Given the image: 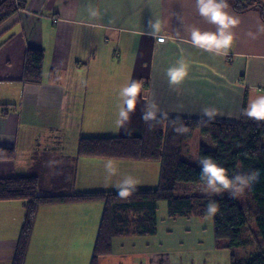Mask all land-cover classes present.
Here are the masks:
<instances>
[{"label": "crops", "instance_id": "obj_1", "mask_svg": "<svg viewBox=\"0 0 264 264\" xmlns=\"http://www.w3.org/2000/svg\"><path fill=\"white\" fill-rule=\"evenodd\" d=\"M19 2L24 7L0 24V146L13 151L0 158V177L36 176L40 193L116 190L129 175L137 188L155 187L158 161L77 153L82 137L140 134L146 102H155L159 116L207 119L203 109L208 108L215 110L214 120H236L250 98L264 95V31L258 30L264 8L237 11L228 0L227 11L239 24L232 29V47L219 56L189 42L186 29L215 31L197 14L194 0ZM150 21L159 23L163 43L147 34ZM30 49L42 53L38 82L24 76ZM181 58L187 75L170 86L166 70ZM131 79L141 90L129 121L120 127L118 93ZM108 159L115 162V175L105 170ZM24 204L0 200V264H12ZM102 207L100 200L40 205L23 264H89ZM115 239L98 264H206L205 248L193 262L188 254L130 251L120 241L114 248Z\"/></svg>", "mask_w": 264, "mask_h": 264}, {"label": "trees", "instance_id": "obj_2", "mask_svg": "<svg viewBox=\"0 0 264 264\" xmlns=\"http://www.w3.org/2000/svg\"><path fill=\"white\" fill-rule=\"evenodd\" d=\"M237 11L252 7L264 8V0H232ZM24 7L19 0H0V24ZM42 53L30 49L24 76L34 82L40 79ZM167 117L143 122L138 135L90 136L79 139L77 153L84 156L155 160L159 163L155 187L137 188L127 199L117 190H94L72 194L38 192V178L30 174L0 177V200H24V219L18 236L12 264H23L37 208L62 202H103L96 239L89 264H98V257L111 252L112 238L125 235H152L156 231L158 202L165 201L169 217L197 216L212 218L214 247L233 249L254 244L249 255L230 254V264H264V121L257 123L242 115L236 120ZM181 124L188 131L174 129ZM197 129L202 136L197 146V159L211 156L224 167L229 177L239 173L259 172L258 180L245 189L246 203L230 195H208L202 191L200 166L185 159L182 142ZM13 155L11 148L0 146V158ZM70 175H68V178ZM188 183V185H185ZM210 203L217 206L214 215L207 213ZM253 223L250 227L249 222Z\"/></svg>", "mask_w": 264, "mask_h": 264}, {"label": "clouds", "instance_id": "obj_3", "mask_svg": "<svg viewBox=\"0 0 264 264\" xmlns=\"http://www.w3.org/2000/svg\"><path fill=\"white\" fill-rule=\"evenodd\" d=\"M197 14L206 22L215 25V31H201L197 27L186 29L190 37V43L203 51L214 55H227L229 49L233 45L234 33L232 31L239 24V18L230 14L228 0H194ZM90 15H97L95 10L90 11ZM150 31L148 35L154 37L157 43H163V38L158 35L160 31L159 23L149 22ZM264 31V26L258 29ZM169 85H178L187 75V65L181 58L176 64L170 66L166 70ZM141 90V83L136 79H131L123 86L118 95L122 101L119 105L117 113V125L123 127L130 118V114L135 110L137 97ZM159 109L155 102H146L142 111V120L148 124L149 129L152 125L150 121L157 120ZM216 113L214 109H203V117L207 119L203 123H207L214 119ZM242 115L256 121L257 123L264 121V95H257L250 98L246 106L242 109ZM162 119L167 118V113H160ZM179 119V117H177ZM177 133L183 134L188 131L187 126L181 124L180 127L174 129ZM200 166V179L203 182L202 191L208 195H219L227 191L230 197L243 195L245 189H250L252 184L259 178L258 171L249 173H239L229 177L224 167L219 165L211 156H205L196 160ZM105 170L109 176L116 174L115 162L108 159L105 162ZM138 181L132 176H125L118 184L115 185L117 195L121 199H127L133 192L137 190ZM217 206L210 203L207 208L209 215H214Z\"/></svg>", "mask_w": 264, "mask_h": 264}, {"label": "rangeland", "instance_id": "obj_4", "mask_svg": "<svg viewBox=\"0 0 264 264\" xmlns=\"http://www.w3.org/2000/svg\"><path fill=\"white\" fill-rule=\"evenodd\" d=\"M201 139L202 137L197 129L188 133L182 142V156L185 159L196 162V149ZM185 185H188V183H185ZM222 194L229 195L227 191ZM237 197L243 205L246 203L247 198L244 193ZM249 225L253 227L251 221ZM156 229V232L152 235L116 237L115 240L117 241L114 243V248L121 247L119 244L120 241L122 245L124 244L123 248L129 249L130 251L159 249L161 251H170L171 256L186 257L188 254L186 258L193 259V262L196 255H198V251L205 248L204 260L206 264H230L229 257L231 253L240 257L257 251L253 243L233 249L210 247L214 244L211 216L169 217L166 214L165 201L158 202ZM207 249L209 250L207 251ZM178 264L180 263L178 262ZM181 264H188V262L182 261Z\"/></svg>", "mask_w": 264, "mask_h": 264}]
</instances>
